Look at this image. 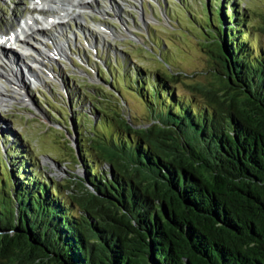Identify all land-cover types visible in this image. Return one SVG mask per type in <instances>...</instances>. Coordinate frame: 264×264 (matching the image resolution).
Listing matches in <instances>:
<instances>
[{"label": "trees", "instance_id": "obj_1", "mask_svg": "<svg viewBox=\"0 0 264 264\" xmlns=\"http://www.w3.org/2000/svg\"><path fill=\"white\" fill-rule=\"evenodd\" d=\"M207 1L203 33L227 51L218 85L181 92L180 74L121 60L106 70L118 94L91 87L85 113L61 116L94 193L51 181L0 132V232L19 233L0 235V264H49L44 251L67 264H264V15Z\"/></svg>", "mask_w": 264, "mask_h": 264}, {"label": "rangeland", "instance_id": "obj_2", "mask_svg": "<svg viewBox=\"0 0 264 264\" xmlns=\"http://www.w3.org/2000/svg\"><path fill=\"white\" fill-rule=\"evenodd\" d=\"M83 1L90 2L88 9L66 6L67 12L56 14L60 24L29 36L33 56L21 60L38 63L31 74L22 76L20 88H12L5 76L0 78V88L10 97L0 107V129L32 152L47 178L74 189L75 182L82 185L79 178L84 173L75 164L70 129L60 120L61 116L68 120L75 113L77 117L78 110L85 113L89 109L85 92L91 87L99 85L114 92L100 69H109L123 58L128 64H141L148 72L178 73L182 82L176 88L181 92L183 82L218 85V76L223 77L219 75L221 65L211 52L215 48L207 45L202 30L206 24L200 17L207 0ZM237 1L247 16L263 17L264 0ZM32 6L31 0H0V30L10 34L12 28H18V18L26 17ZM74 93L83 103L70 108L67 98ZM125 100L128 111L143 114L136 96L126 95ZM50 103L55 104L52 108L57 106L59 116L48 107Z\"/></svg>", "mask_w": 264, "mask_h": 264}, {"label": "bare ground", "instance_id": "obj_3", "mask_svg": "<svg viewBox=\"0 0 264 264\" xmlns=\"http://www.w3.org/2000/svg\"><path fill=\"white\" fill-rule=\"evenodd\" d=\"M31 1L33 2V6L30 8V11H28V15L26 17H19L17 20L18 29H11L9 35H7L6 32L0 30V56L2 57L0 58V63L3 64L6 68V70H4L2 67L0 68V76L4 75L6 77V81L10 84V86L17 89L20 88L19 85L22 76L23 78L25 77V75L28 76L29 72L27 71L26 67H24L22 60L18 58L19 56L10 52V50L12 51L11 48L10 50H4L2 48V44L8 43L11 37L22 35V37H20L18 41L25 45L27 48H31L28 38L32 33L39 32L38 30L40 28V26H38V18L33 15L36 6H40V15L44 16L45 20H53L56 18L55 15L59 11L63 13L68 11L65 8L66 6L76 8L77 10H86L88 9V5L90 4V2L83 0H74L73 2H70L68 0ZM54 25L55 24L53 23L51 27H54ZM18 30L19 32H17ZM34 30H36V32ZM161 54H164V52H162ZM41 55L42 54H39L40 57ZM31 62L33 64L37 63L35 61ZM3 92L4 89L0 88V107L6 105V101L10 98L7 97Z\"/></svg>", "mask_w": 264, "mask_h": 264}, {"label": "water", "instance_id": "obj_4", "mask_svg": "<svg viewBox=\"0 0 264 264\" xmlns=\"http://www.w3.org/2000/svg\"><path fill=\"white\" fill-rule=\"evenodd\" d=\"M206 42L207 45H211L215 48V52L211 51L212 53H215L216 59L218 61V63H220L221 65V70H219V72H223L226 70V68L224 66H226V58H227V51L225 48V45L223 42H221L218 39H214L212 37H208L206 36ZM225 77V76H223ZM149 124H151V122H149ZM75 148V147H74ZM81 175V173H80ZM84 176V175H82ZM81 183L84 185V188L89 190L90 192L94 193V191H92L88 185L83 181V178H79ZM16 231H10L8 234L4 233V232H0V235H8V236H15L18 237L19 233H16ZM22 238V237H21ZM20 238V239H21ZM24 238H22L21 240L23 241ZM26 248H28L29 250H37V248H35V244L31 241V240H25L24 239ZM38 251V250H37ZM43 253V252H42ZM42 255V254H41ZM42 260H44L45 262L49 263V264H67L66 262L63 263L62 261H59L57 258H54L51 254H48L47 252L44 251L43 255H42Z\"/></svg>", "mask_w": 264, "mask_h": 264}]
</instances>
